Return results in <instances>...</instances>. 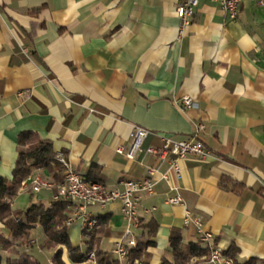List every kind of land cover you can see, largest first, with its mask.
<instances>
[{"label":"crops","instance_id":"obj_1","mask_svg":"<svg viewBox=\"0 0 264 264\" xmlns=\"http://www.w3.org/2000/svg\"><path fill=\"white\" fill-rule=\"evenodd\" d=\"M181 1L0 0V179L13 180L21 146L49 141L76 171L89 177L98 165V182L122 188L149 168L169 171L147 148L161 146L163 135L186 138L202 122L200 138L215 157L181 161L180 177L169 171L168 179H159L156 173V192L143 196L137 222L124 219L118 201L88 208L90 218H108L96 233L100 248L112 253L128 230L135 239L147 238L146 225L154 219L148 261L162 264L172 259L173 228L184 243L199 242L193 221L199 217L224 251L237 247L239 262L264 264V5L244 0L231 19L213 0H200L180 32ZM186 95L194 102L182 111L178 104ZM133 125L151 134L144 151L129 159L116 148L126 145ZM23 132L33 135L20 146ZM31 174L60 183L45 167ZM56 192H34L22 181L12 209L50 206ZM176 195L182 204L168 202ZM38 230L41 253L34 248ZM82 230L81 218L68 225L72 244L86 250ZM0 236L8 242L0 244L4 262L21 253L39 262L44 253L53 261L62 247L66 264H89L74 263L65 246L44 248L39 223L29 247H21L2 221ZM191 261L206 264L201 257Z\"/></svg>","mask_w":264,"mask_h":264},{"label":"built area","instance_id":"obj_2","mask_svg":"<svg viewBox=\"0 0 264 264\" xmlns=\"http://www.w3.org/2000/svg\"><path fill=\"white\" fill-rule=\"evenodd\" d=\"M221 9L231 18L236 19L240 14L241 5L244 0H213ZM259 5H264V0H256ZM200 0H182L176 7V13L181 19L180 32L190 25ZM194 99L186 95L178 104L182 111H186L193 105ZM205 128L204 123H196L195 129L191 135L186 138H176L172 135H163L162 144L159 147L150 146L147 151L155 154L161 162H166L169 171H173L177 177L181 176L180 162L194 157L198 160H207L214 158L213 152L206 146L200 138L201 131ZM151 131L140 125H133L126 145H120L116 151L124 154L129 159H135L144 151L145 143ZM58 161L64 166L63 180L57 184L55 181L48 180L40 174H30L24 184L30 185L32 191L39 192L43 188H56L57 192L53 195V201H66L68 209L71 211L66 224H71L76 218L83 220V228L92 229L97 226L98 221L90 218L88 208L90 206L106 207L116 201L121 203V214L128 222H137L139 220V210L141 208L143 196L155 194L157 179L156 173L160 174L159 179H168L169 171L159 172L156 168H149L148 174L135 180L123 181V187L108 188L102 183L95 181L83 173L73 169L67 158L62 154L56 155ZM168 202L171 204H182L181 195L169 197ZM199 236V243L207 249V254L201 256L206 264H234V259L224 253V250L214 240V234L204 229L201 218L193 219ZM136 246V239L131 236L128 230L122 239L115 241L112 253L123 264L126 262L131 249ZM87 263L95 264L94 253H91ZM49 264H56L50 261ZM133 264H143L142 258L134 260Z\"/></svg>","mask_w":264,"mask_h":264},{"label":"trees","instance_id":"obj_3","mask_svg":"<svg viewBox=\"0 0 264 264\" xmlns=\"http://www.w3.org/2000/svg\"><path fill=\"white\" fill-rule=\"evenodd\" d=\"M32 132H23L19 136V144L24 145L26 140L32 137ZM35 167H45L54 173L57 182L63 180L62 172L64 166L56 158V153L51 142L44 141L41 147H24L19 148V156L14 170L13 180L5 178L0 179V221L6 226L12 227L15 231V240L28 241L30 231L39 223L42 225L47 240L44 243L46 248H57L65 246L69 258L74 263L85 262L91 253H94L95 264H123L113 253L104 251L100 248V239L96 237L99 228L106 224L107 216L97 219L98 224L92 229L83 228L82 235L85 237L86 250L80 246H74L68 234V225L66 221L69 217L70 210L66 201L53 202L50 206L42 203L32 204L26 211H15L12 209L11 199L18 193L22 181L31 174ZM98 165H93L89 178L101 181L97 176L99 171ZM61 173L58 174V173ZM223 180V179H222ZM225 180V179H224ZM223 180V181H224ZM230 181V180H228ZM236 187H243L235 183ZM148 237L140 236L136 239V246L130 250L127 260L124 264H133L137 258L143 259V264H149L148 258L150 253L148 248L154 245L150 240L157 231L158 223L152 219L147 223ZM0 244L8 245L0 236ZM168 252L172 254V259L163 258L162 264H201V262L191 263L193 257H201L207 254V249L202 247L199 242L184 243L180 229L173 228L169 237ZM238 249L231 245L224 253L234 259V264H257L256 259H249L245 262H239L236 259ZM63 249L57 248L53 255V261L56 264H66L62 259ZM0 264H41L35 258L26 253H21L16 259H8L6 262L0 257Z\"/></svg>","mask_w":264,"mask_h":264},{"label":"rangeland","instance_id":"obj_4","mask_svg":"<svg viewBox=\"0 0 264 264\" xmlns=\"http://www.w3.org/2000/svg\"><path fill=\"white\" fill-rule=\"evenodd\" d=\"M62 175H63V172H62ZM41 233L42 232L40 230H38L37 232L34 233L35 239H39L37 245L34 248L39 253H41L40 252V238H41V235H42ZM29 243H30V239L28 241H23V240L20 241L21 247L24 246V245L29 247ZM44 248H46V247H44ZM46 249L52 250L53 248H46ZM44 252H46V251H44ZM40 255H41L40 256L41 264H49L50 259L48 258L47 254L42 253ZM191 263H193V262L191 261ZM89 264H91V263H89Z\"/></svg>","mask_w":264,"mask_h":264}]
</instances>
